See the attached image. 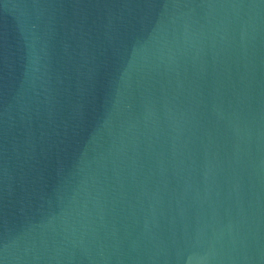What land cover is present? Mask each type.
<instances>
[{
  "label": "water",
  "instance_id": "water-1",
  "mask_svg": "<svg viewBox=\"0 0 264 264\" xmlns=\"http://www.w3.org/2000/svg\"><path fill=\"white\" fill-rule=\"evenodd\" d=\"M0 264H264V0H0Z\"/></svg>",
  "mask_w": 264,
  "mask_h": 264
}]
</instances>
